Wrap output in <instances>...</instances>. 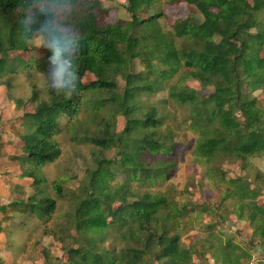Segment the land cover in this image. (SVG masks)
<instances>
[{
    "label": "trees",
    "instance_id": "obj_1",
    "mask_svg": "<svg viewBox=\"0 0 264 264\" xmlns=\"http://www.w3.org/2000/svg\"><path fill=\"white\" fill-rule=\"evenodd\" d=\"M184 1L197 15L165 29L158 0H126L129 18L114 24L103 19L109 10L100 0H0V75L8 79L0 87L34 72L44 83H31L33 113L16 122L25 133L15 160L34 194L9 206L41 222L43 237L59 245L62 256L42 250L44 264H195L182 236L202 226L209 207L196 211L185 189L161 190L179 165L175 139L187 133L220 218L235 216L250 234L248 244L237 243V235L206 225L203 253L217 264H252L249 250L264 249V101L257 95L264 94V0ZM20 52L30 62L11 57ZM61 72L66 83L55 81ZM87 73L95 78L89 85ZM159 94L166 96L152 101ZM183 107L191 115L186 128L176 122ZM83 113L99 119L95 131L82 128ZM119 117L125 127L116 132ZM64 135L74 148L91 149L76 189L64 177L48 184L41 173L61 157ZM227 165L238 172L229 175ZM61 202L68 208L48 226ZM20 229L9 230L11 239Z\"/></svg>",
    "mask_w": 264,
    "mask_h": 264
},
{
    "label": "rangeland",
    "instance_id": "obj_2",
    "mask_svg": "<svg viewBox=\"0 0 264 264\" xmlns=\"http://www.w3.org/2000/svg\"><path fill=\"white\" fill-rule=\"evenodd\" d=\"M100 1L103 7L109 10L107 17L103 16L107 23L114 24L119 20H127L129 18L125 11L126 0ZM158 1L165 14L164 19L160 20V24L165 29L171 27L177 19L197 15L195 9L184 0L173 7H165V0ZM35 44L38 48L36 56H42V39L38 38ZM261 55L264 56V49ZM16 56H21L25 62H30L31 60L29 52L11 54V57ZM136 67L137 70L141 69L137 65ZM0 77V83L8 80L5 75H0ZM94 80V76L87 73L83 77L82 82L85 85H89ZM35 82L39 86L44 84L42 76L37 72H34L31 78H28L26 74H22L18 79L11 81L8 88H6V84L0 87V208L4 207L6 209L4 213L0 210V228L2 229L0 232V264H44L42 255L44 248H50V251L55 252L56 255H63L59 245L51 246V239L43 237L42 228L44 225L41 222L33 221L35 218H28L27 215L9 208L15 202H28L30 196L34 194L30 186L31 182L21 177L22 170L15 159L23 157L21 137L25 133V128L17 125L16 122L23 115L33 113L32 108L34 105L29 102L31 97L30 85ZM191 86L198 88L195 83ZM199 90L204 95H208L211 92L200 88ZM257 95L260 100L264 101V94ZM165 96V94H159L152 101L164 99ZM19 101L22 105L18 103ZM98 121L99 119L94 115L89 116L86 113L81 114L79 118L82 128H88L90 131H95L98 128ZM176 122L183 128H186L191 123V115L187 107L176 110ZM124 127V118H117L116 132H121ZM57 141L61 144L62 155L55 164L44 167L41 173L46 177L48 184L58 181L60 177H64L65 186L69 189H76L77 184L81 180L80 177L86 170L84 157H87V160L90 161L89 150L91 149L88 146L74 148L66 135L58 137ZM194 141V136L188 133L175 139L176 143L181 144L174 155V158L179 160V165L174 177L169 181V185H166L161 190L181 192L185 189L182 197H185V200L191 204L198 205L196 211L200 210L202 206L209 207V214H202V226H190L191 228L183 233L182 244L193 246L196 251L195 264H217L211 254L203 253V247L201 243H198V240L207 236L203 231L204 226L218 224L217 232H223L225 236L237 235V238H235L237 243L244 242L248 244L250 234L246 232L245 225L240 223L235 216L226 212L227 216L224 215V217L220 218L216 210L218 204L217 192L213 191L211 187H205L206 181H204L203 170L190 157L191 149L195 145ZM112 155L110 154L109 156L111 157ZM258 164L261 165V163ZM226 167L229 175L238 172L237 166L227 165ZM170 185H173V188H170ZM263 203L264 196L259 198L258 205ZM115 206L117 207V204ZM67 208V204L61 202L57 213L52 216L48 226L57 224L60 221L58 217ZM193 215H191L189 220H192ZM6 218H9L10 221H5ZM12 227H16V230L22 228L20 229L21 232H16L11 239L8 232ZM249 251L253 257L252 264L264 263V249L262 247L255 246Z\"/></svg>",
    "mask_w": 264,
    "mask_h": 264
},
{
    "label": "clouds",
    "instance_id": "obj_3",
    "mask_svg": "<svg viewBox=\"0 0 264 264\" xmlns=\"http://www.w3.org/2000/svg\"><path fill=\"white\" fill-rule=\"evenodd\" d=\"M55 81H56V82H64V83H66V80H64V73L61 72L60 77L57 78Z\"/></svg>",
    "mask_w": 264,
    "mask_h": 264
}]
</instances>
